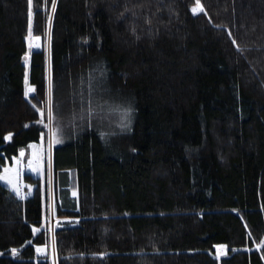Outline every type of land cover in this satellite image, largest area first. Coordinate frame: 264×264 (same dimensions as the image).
<instances>
[{
    "label": "trees",
    "instance_id": "trees-1",
    "mask_svg": "<svg viewBox=\"0 0 264 264\" xmlns=\"http://www.w3.org/2000/svg\"><path fill=\"white\" fill-rule=\"evenodd\" d=\"M199 3L33 0L27 64L28 0H0V174L48 138V76L55 100L89 65L131 108L55 143L26 198L0 181V264H264V0Z\"/></svg>",
    "mask_w": 264,
    "mask_h": 264
},
{
    "label": "rangeland",
    "instance_id": "rangeland-1",
    "mask_svg": "<svg viewBox=\"0 0 264 264\" xmlns=\"http://www.w3.org/2000/svg\"><path fill=\"white\" fill-rule=\"evenodd\" d=\"M195 5L194 7H196ZM193 7V8H194ZM198 13V12H197ZM36 36V35H34ZM28 37V36H27ZM41 37V36H40ZM28 48L30 41L27 39ZM36 41L32 40V47L29 48L27 53V58H25L27 64L29 63L30 52L31 50H39L43 46L42 37L39 41L40 47L37 48ZM46 48L49 49V38L46 41ZM26 57V56H25ZM29 78V65H27L26 69V77ZM49 79V89L50 84L52 85V78L48 76ZM95 80L92 69L89 65L83 67L80 70V73H77L74 80V90L72 93L65 94L61 85L59 84L58 96L54 100V94L52 92V86L49 92V100H51L54 121L50 124L48 122V138L42 139L41 142H31L27 146V148L22 149L23 155H21V151L18 155L12 157V161L4 165L3 170L0 174V177L8 176L13 179L14 183L10 184L5 179H0L1 183L9 187L14 191V187L16 185L20 188V195H17L20 198H26L30 194H32L35 183L28 182L26 180V176L32 177H44L46 171V164L44 162L45 157L47 156L49 160H51V152L52 147L55 144L53 136L50 134L52 129H55V137L60 139L62 142L64 141V137L71 132L74 127H81L86 122L96 121L97 123L105 121L108 126H116L114 128H118L122 124L128 126V122L130 121L129 114H126L124 107H121L116 112L112 109V111L108 110L106 105H100V100L106 95H102L101 93L95 90ZM91 85V88L89 87ZM30 87H28V91H30ZM106 94V93H105ZM91 100L93 113L91 115L88 114V101ZM42 109L39 108V113L41 115ZM44 113V111H43ZM47 113V112H46ZM42 117V116H41ZM43 119L46 120V114L44 113ZM47 140V142H46ZM46 153V156H45ZM9 169V172H5L4 169ZM51 174V173H50ZM15 192V191H14ZM16 193V192H15ZM17 194V193H16ZM52 194V193H51ZM59 217L56 215L55 207H54V199L51 196V227L50 229L53 231L57 226V220ZM62 220H66V218H62ZM223 253V254H221ZM226 254V249L218 248V256H222Z\"/></svg>",
    "mask_w": 264,
    "mask_h": 264
},
{
    "label": "snow or ice",
    "instance_id": "snow-or-ice-1",
    "mask_svg": "<svg viewBox=\"0 0 264 264\" xmlns=\"http://www.w3.org/2000/svg\"><path fill=\"white\" fill-rule=\"evenodd\" d=\"M28 4H29V23H28V37H27V39L30 41V43H29V48L32 47V44H31V41H32V40H35V41L37 42L35 46H36L37 48H39V47H40L39 41H40L41 37L38 36V35H36V36L33 35V16H34V14H33V10H32L33 0H28ZM51 10H52V12H55V10H56V0H52ZM204 11H205V10H204V8L200 5L199 0H197V6L194 7V8H192V12L195 14V13H197V12H204ZM49 20H51V16H49ZM229 35H231L230 32H229ZM233 43L235 44V41H234V40H233ZM25 58H27V55H26ZM26 82H27V78H26ZM89 87L91 88V85H89ZM50 89H51V84H50ZM30 91H35V89L32 88V89H30ZM25 95H26V96L28 95V92H27V91L25 92ZM50 95H51V92H50ZM87 103H88V114L91 115V114L93 113V111H94L93 108H92V102H91V100H89ZM125 112H126V114H130V112H131V108L125 109ZM43 115H44V113H43V111H41V116L43 117ZM47 119H48V122H49L50 124H51V123L54 121V119H55L54 114H53V108H52L51 100H49V103H48V108H47ZM121 127H127V125L122 124ZM50 134L53 136V139H54V142H55V143H61V142H62L60 139H57V138L55 137V129H52ZM7 138L10 139V136L7 137ZM133 151H135V149H133ZM21 155H23V150H21ZM4 171H5V172H9L10 170L6 168V169H4ZM0 179H5V180H7V182L10 183V184L14 183L13 179L10 178V177H8V176L0 177ZM14 191L17 193V195H20V188H19L18 185H16V186L14 187ZM35 230H36V229H34V231H35ZM260 246H261V247H264V243H262ZM217 247L223 249V248H225L226 246H224V245H220V246H217ZM44 250H45L44 248L37 247V252H41V251H44ZM12 252H13V253H16V252H17V249H12ZM221 254H223V253H221ZM100 255L103 256V255H106V254H100Z\"/></svg>",
    "mask_w": 264,
    "mask_h": 264
}]
</instances>
